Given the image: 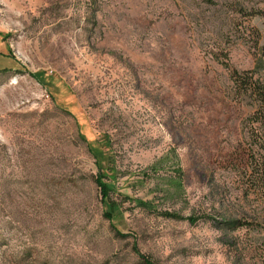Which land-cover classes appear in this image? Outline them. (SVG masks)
Segmentation results:
<instances>
[{
	"label": "rangeland",
	"instance_id": "1",
	"mask_svg": "<svg viewBox=\"0 0 264 264\" xmlns=\"http://www.w3.org/2000/svg\"><path fill=\"white\" fill-rule=\"evenodd\" d=\"M233 67L264 78V0H0V264H264Z\"/></svg>",
	"mask_w": 264,
	"mask_h": 264
},
{
	"label": "trees",
	"instance_id": "2",
	"mask_svg": "<svg viewBox=\"0 0 264 264\" xmlns=\"http://www.w3.org/2000/svg\"><path fill=\"white\" fill-rule=\"evenodd\" d=\"M211 3H215L216 0H203ZM241 8V7H239ZM231 21L234 23L236 21V16L232 14ZM5 55L14 56L12 53L3 52ZM223 64L229 66L227 61H223ZM1 68H9V67H1ZM231 77L233 78L235 87L237 92L242 95H249L252 98L253 110L246 118V126L248 128V137H249V148L251 150L250 154V170L252 169L253 180L256 183L262 184L264 183V78H253V76L248 74V70H239L237 68H231ZM37 80L43 81L41 79L38 72H30ZM80 137L86 141L87 148L92 153L95 158V162L98 166V171L95 176V182L99 187V192L101 195L100 200L103 205H106L103 208V214L108 219H112L114 216L115 210V202L110 199V189L112 188L109 185L104 177L108 176L107 173L101 170L102 161L104 158L108 156L100 149L99 146H93L86 137L79 132ZM108 137L105 136L106 142L108 143ZM106 143V144H107ZM95 149H94V148ZM109 177H111L109 175ZM139 202L146 203L144 200L137 199ZM165 214L171 216H179L173 212L165 211ZM192 218V217H189ZM224 223L228 225V227L234 228L238 225L243 224L239 218H232L229 220L223 219ZM116 231L124 235L122 231L116 229ZM143 258V264H153L152 261L146 257L144 254H141Z\"/></svg>",
	"mask_w": 264,
	"mask_h": 264
}]
</instances>
